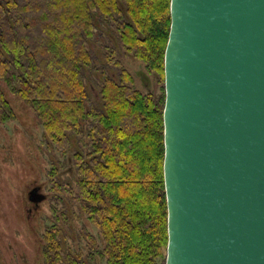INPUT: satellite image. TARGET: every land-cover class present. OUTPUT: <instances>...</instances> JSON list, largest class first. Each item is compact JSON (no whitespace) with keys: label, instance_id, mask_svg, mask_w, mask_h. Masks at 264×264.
Here are the masks:
<instances>
[{"label":"trees","instance_id":"obj_1","mask_svg":"<svg viewBox=\"0 0 264 264\" xmlns=\"http://www.w3.org/2000/svg\"><path fill=\"white\" fill-rule=\"evenodd\" d=\"M169 6L170 0H0V125L15 117L8 94L18 97L43 128L47 148L64 156L69 179L57 176L63 166L53 163L48 177L61 191L55 202H63L65 190L80 221L70 245L53 214L40 236L38 264L165 263ZM103 24L155 77L147 91L134 87L114 56L107 61L116 71L103 69L96 94L90 91V43Z\"/></svg>","mask_w":264,"mask_h":264},{"label":"water","instance_id":"obj_2","mask_svg":"<svg viewBox=\"0 0 264 264\" xmlns=\"http://www.w3.org/2000/svg\"><path fill=\"white\" fill-rule=\"evenodd\" d=\"M169 14L164 264H264V0H170Z\"/></svg>","mask_w":264,"mask_h":264},{"label":"rangeland","instance_id":"obj_3","mask_svg":"<svg viewBox=\"0 0 264 264\" xmlns=\"http://www.w3.org/2000/svg\"><path fill=\"white\" fill-rule=\"evenodd\" d=\"M116 36L114 27L108 24L95 31L90 43L93 68L86 71L90 91L96 94L103 69L116 71L107 61L111 56L121 61L131 74L135 88L147 91L156 83L155 77L148 73L142 61L126 52L119 41H114ZM8 99L15 108V117L0 125V264H38L40 236L44 226L54 219L53 214L59 218L58 225L70 236L67 238L70 245L71 240L76 239L74 233L80 228V221L71 214L77 212V208L65 190H62L63 202H55L61 191L52 189L53 178L48 177L53 163L58 168L63 166L57 176L69 179L68 165L62 164L64 156L47 148L42 137L43 128L22 101L11 94ZM34 187L45 194V199L36 207L28 200V191ZM63 213L69 219L67 223L62 221Z\"/></svg>","mask_w":264,"mask_h":264},{"label":"flooded vegetation","instance_id":"obj_4","mask_svg":"<svg viewBox=\"0 0 264 264\" xmlns=\"http://www.w3.org/2000/svg\"><path fill=\"white\" fill-rule=\"evenodd\" d=\"M30 190H31V189H30ZM38 192L42 193V192H41V189H38ZM28 193H29V191H28ZM31 203H32V202H31ZM39 203H40V202H39ZM39 203H38V204H39ZM38 204H36V203H32V205H33L34 207H36Z\"/></svg>","mask_w":264,"mask_h":264}]
</instances>
